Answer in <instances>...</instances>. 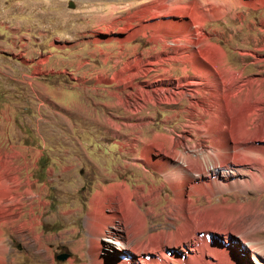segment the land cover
<instances>
[{
    "label": "rangeland",
    "instance_id": "rangeland-1",
    "mask_svg": "<svg viewBox=\"0 0 264 264\" xmlns=\"http://www.w3.org/2000/svg\"><path fill=\"white\" fill-rule=\"evenodd\" d=\"M146 1L0 0V171L5 172L8 182L11 173L7 170L12 167L23 181L17 191L22 193L20 201L6 198L3 202L10 209L6 214L10 220L29 223L23 229L12 222L1 227L6 246L2 248V264H97L91 252L88 215L97 190L114 183L127 182L133 189L154 185L161 191L156 212L147 214L141 240L181 224L169 211L174 190L161 172L146 165L142 151L149 141L170 136L176 141L191 138L188 144L210 146L209 138L198 134L209 115L193 116V100L204 95L192 97L186 81L178 86L184 75L183 64L167 60L174 54V36L166 35L165 42H155L154 35L162 32L143 29L141 15H137L131 18L134 28L129 31H138L124 43L117 41L128 33L120 30L125 21ZM133 2L137 7L125 10ZM263 20L264 4L238 6L221 18L209 20L192 36L199 40L203 31L209 33L225 50L227 63L243 72L241 80L261 78L264 61L254 62V56L242 51L259 48L258 42L263 44ZM260 52L264 56V51ZM161 53V59L157 58ZM129 61L135 64L131 70L124 66ZM171 66L169 73L166 69ZM201 85L202 89L207 87L206 82ZM254 88L250 98L264 92V85L258 92L257 85ZM180 89L184 93H178ZM248 91L246 84L233 100L243 102ZM204 108L207 113L208 107ZM244 125L254 130L256 123ZM186 143L179 147L181 152L198 153L197 147L188 148ZM28 179L32 184L25 183ZM28 187L38 195L36 205H30L32 195L24 193ZM191 197L203 214L212 208L218 213L227 210L225 206L235 208L243 203V217L229 225L242 227V231L222 234V240L229 237L231 241L225 244L236 247L240 264H257L255 255L264 264V218L253 219L255 204L264 208V190L226 189L216 192L211 201L206 194ZM148 206L145 202L140 208L147 211ZM128 226L116 219L112 230L131 248L136 239L126 236ZM203 233L197 235L203 237ZM254 238L260 240L262 248L250 247ZM114 242L104 250L112 260L110 264L121 258L120 254L134 251L120 250ZM177 248L185 253L181 246ZM167 251L173 250L169 247ZM60 253H68V257L58 260Z\"/></svg>",
    "mask_w": 264,
    "mask_h": 264
},
{
    "label": "bare ground",
    "instance_id": "bare-ground-1",
    "mask_svg": "<svg viewBox=\"0 0 264 264\" xmlns=\"http://www.w3.org/2000/svg\"><path fill=\"white\" fill-rule=\"evenodd\" d=\"M262 4L264 0H148L142 2L139 10L127 17L128 19L125 17L127 20L120 30L128 33L120 38L117 37L118 42L128 41L138 31H129L134 28L131 18L137 15H141L143 29H153L155 33L162 32V35H154L155 42H165L166 35L174 36V54L167 56V60L171 64L175 62L183 64L184 75L178 80V86L186 81L187 92L192 97L197 94L204 95L201 99L193 100V116L194 114L209 115L207 122L200 126L202 131L199 129L198 134L207 136L211 145L188 144L192 142L189 141L191 138L188 141H176L170 136L167 140L149 141L142 151L146 165L161 172L175 192V199L171 200L169 207L174 221H181L175 230L164 234H152L146 240L140 238L147 225V216L156 212L155 207L161 199V191L154 185L149 189H145L144 185L133 189L127 182H122L97 190L92 200V210L88 215L91 252L97 264L111 263L112 260L104 251L105 247H112L111 242L114 240L109 239L111 237L117 239L114 243L117 244L118 249L134 250L127 255L120 254L122 257L115 259L114 264H240L238 250L232 244H225L231 240L228 236L226 240H222L221 235L239 234L242 231V227L229 225L239 217H243L244 204L240 203L235 208L231 205L230 208L225 206L227 210L218 213H214L215 209L212 208L203 214L199 212V206L195 205V199L191 196L206 194L211 201V197L216 192H224L226 189L264 190V116H262L264 92L255 98L249 96L254 85H257L256 92L264 85V71L260 72L261 78L248 77L241 80L243 72L237 71L227 63L225 50L212 41L209 33L203 31V38L199 40L192 35L199 30V27L204 28L209 20L221 18L238 6ZM133 7H137L136 2L129 4L125 10L128 11ZM191 36L193 38H190ZM181 40L185 42L180 43ZM259 44L260 42L257 43L259 48L243 50L242 54L254 56V62L264 61V56L260 52L264 51V42L261 46ZM166 46L167 44H164L165 48ZM161 55L162 53L157 58L161 59ZM147 62L151 64L152 61L147 60ZM126 63L127 65L124 66L129 70L135 65L131 61ZM171 68L173 66L166 71L170 73ZM189 71L193 74H188ZM204 82L207 87L202 89L201 83ZM246 84L249 91L244 101L233 100L243 91ZM208 92L210 99L207 98ZM178 93H184V89H180ZM174 99H170L169 102H177L182 98ZM205 105L208 107L207 113L202 111ZM251 123H256L254 130L247 129L244 125ZM184 142H187L188 148L197 147L198 153L191 154L190 150L186 153L181 152L179 147ZM156 156L161 159L158 160ZM10 173L7 182L4 178L5 172L0 171V235L1 227L11 222L13 225L18 224L20 229L29 225L25 221L18 223L17 219L10 220L6 215L10 209L3 200L9 198V201L19 202L22 194L17 192L23 183L22 179L16 175L12 167L7 170V174ZM242 174L243 176H240ZM9 182L15 185L10 186ZM25 183L32 184V181L28 179ZM24 193L32 195L30 205H36L35 198L38 195L36 196L30 187ZM145 202L150 204L147 211L140 208ZM108 209L111 212H108ZM239 212L242 214L239 215ZM253 216L254 220L264 218V208L260 203L255 204ZM116 219L123 220L127 226L130 224L125 234L130 239H136L135 245L131 248L127 242L121 240V234L112 230L115 228ZM110 224H112L111 228ZM202 231L205 232L203 233L205 236L197 235ZM244 238L247 237L244 235ZM3 239L0 236V264L3 262L2 248L6 247ZM249 242L250 247L256 250L262 248L257 238ZM179 246L186 254L179 251L177 248ZM169 247L172 248V252L167 251ZM148 252L159 254L153 253L154 256ZM254 257L257 264H263L257 255Z\"/></svg>",
    "mask_w": 264,
    "mask_h": 264
},
{
    "label": "water",
    "instance_id": "water-1",
    "mask_svg": "<svg viewBox=\"0 0 264 264\" xmlns=\"http://www.w3.org/2000/svg\"><path fill=\"white\" fill-rule=\"evenodd\" d=\"M69 6L74 7V4L70 2ZM67 257H68V253H60V254H57L56 256L58 260H65Z\"/></svg>",
    "mask_w": 264,
    "mask_h": 264
}]
</instances>
